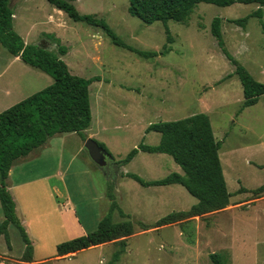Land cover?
I'll list each match as a JSON object with an SVG mask.
<instances>
[{"label":"rangeland","instance_id":"1","mask_svg":"<svg viewBox=\"0 0 264 264\" xmlns=\"http://www.w3.org/2000/svg\"><path fill=\"white\" fill-rule=\"evenodd\" d=\"M74 4L81 14L105 21L134 50L116 44L101 26L74 21L48 0L10 1L14 28L27 44L58 55L74 75L101 79L90 85L93 119L86 131L96 134L95 140L104 143L112 157L105 166L97 165L83 143L86 132L83 136L72 132L57 134L18 159L8 184L36 181L12 187L19 217L33 243V262L23 260L25 242L10 224V243L0 236V264H214V253L225 264H264V200L259 199L264 191L255 192L264 185V95L255 105L242 108L244 89L236 65L211 32L214 18L221 17L227 50L264 83V16H251L245 26L229 21L249 16L259 5L200 2L188 23L170 20L166 25L132 15L130 0H75ZM166 26L173 42L168 41ZM59 41L69 48L67 54L59 53ZM135 50L159 54L145 57ZM53 81L0 43V96L5 97L0 112ZM196 113L209 115L215 137L222 141L219 153L232 193L230 205L203 217L152 228L172 212L191 209L198 199L181 184L145 187L123 174L145 180L183 174L168 154L140 151L127 164L119 161L141 143H160L159 132L147 131L150 124ZM109 189L125 214L116 210L113 220L130 219L135 227L126 251L115 259L121 246L109 242L57 257L58 244L81 236L70 214H62V201L71 200L86 232H92L109 210ZM3 220L0 201V224ZM144 225L151 229L144 230Z\"/></svg>","mask_w":264,"mask_h":264},{"label":"trees","instance_id":"2","mask_svg":"<svg viewBox=\"0 0 264 264\" xmlns=\"http://www.w3.org/2000/svg\"><path fill=\"white\" fill-rule=\"evenodd\" d=\"M11 0H0V43L14 57L49 74L53 83L31 96L21 100L0 113V201L4 220L0 224V236L10 243L9 225L14 224L22 235L26 245L23 256L25 262L33 261V244L25 225L17 214L16 202L7 186L9 172L15 162L28 156L35 149L46 144L53 136L61 133L76 132L84 135L93 119L90 99V85L100 81L99 77L84 78L70 72L68 65L58 55L37 44H27L14 28L15 12ZM75 0H48L54 7L66 12L74 21H82L103 27L113 41L127 47L119 40L109 25L95 15L81 14L74 4ZM200 2L231 6L235 3H257L258 9L247 17L230 19L238 25L245 26L251 16L263 19L264 0H130V13L146 23L162 21L166 25L170 20L188 23L196 5ZM221 17H215L211 32L217 38L225 55L236 65L245 100L242 108L253 106L264 95V83L256 80L248 69L240 64L227 50L222 36ZM264 30V21L262 20ZM168 41L174 38L168 26ZM59 44V53L65 55L69 48ZM131 50V47H127ZM145 57L158 56L157 51L135 50ZM148 132L161 134L158 145L141 143L123 160L124 165L132 161L139 151L164 153L173 157L183 170V174L172 173L163 179L145 180L137 174L128 176L143 186H163L181 184L198 199V202L187 211L172 212L160 219L152 228L181 222L193 217H203L209 213L225 210L230 205L232 193L224 175L220 149L222 141L216 139L211 119L206 113H196L186 118L151 124ZM109 154L106 145L98 142ZM264 191V185L255 190L257 194ZM241 192V191H240ZM110 200L108 212L100 220L96 230L75 237L57 245V256L80 252L109 242L119 243L121 248L115 252V259L123 254L128 246V239L135 234L132 220L115 222L113 215L119 210L125 216L115 200L112 189L107 192ZM151 228L144 225V230ZM214 264H225L220 254L211 255Z\"/></svg>","mask_w":264,"mask_h":264},{"label":"crops","instance_id":"3","mask_svg":"<svg viewBox=\"0 0 264 264\" xmlns=\"http://www.w3.org/2000/svg\"><path fill=\"white\" fill-rule=\"evenodd\" d=\"M17 58H20V57H17ZM5 93H6V95H9V93H10V91L9 90H6L5 91ZM3 99H5V97H4V93H2V95L0 96V100H3ZM11 107V106H10ZM8 109V108H7ZM6 110V109H5ZM3 112V111H2ZM1 113V112H0ZM153 124V123H152ZM151 125V124H150ZM149 125V126H150ZM88 130H91V125H90V127H89V129ZM86 133V138L83 140V143H85L86 142V140L87 139H89V138H94L95 139V137H96V134H94L93 132H90V133H87V131H85ZM47 143V142H46ZM45 145V144H44ZM36 150V149H35ZM34 150V151H35ZM140 152V151H139ZM32 153V152H31ZM30 153V154H31ZM164 154V153H163ZM27 157V156H26ZM16 163V162H15ZM15 165V164H14ZM12 166V168H11V170H10V172H9V176H8V178H7V181L9 180V177H10V175H11V173L13 172L14 173V167L15 166ZM59 171V170H58ZM124 175L125 174H127L126 176H128V174L129 173H126V171H125V173H123ZM134 174V173H133ZM51 175H49V177H50ZM129 177V176H128ZM132 178V177H131ZM36 179V178H35ZM30 181H34V180H32V179H24V180H20V181H18L17 183H15L13 186L12 185H9L8 184V182H7V186H8V188H9V190H10V192L12 193V187H18V188H20V187H22V186H24L26 183H29ZM34 182H36V181H34ZM107 183V182H106ZM171 185H173V184H171ZM165 186V185H164ZM146 187V186H145ZM12 195H13V193H12ZM13 197H14V200H15V202H16V207H17V214H18V205H17V201H16V199H15V196L13 195ZM232 198V197H231ZM259 199L260 200H264V196H261V197H259ZM61 205H62V207H61V212H62V214L63 215H69L70 214V216L73 218V221H71L72 222V225L74 226V228L77 226V228L79 229V232H78V234L79 235H85V234H87L88 232H86V231H88L84 226H83V222L81 221V219L78 217V211L76 210V209H74V207H73V203L71 202V200L69 199V198H66L64 201H62V203H61ZM229 207V206H228ZM227 207V208H228ZM226 208V209H227ZM214 213V212H213ZM210 214V213H209ZM18 216H19V214H18ZM20 218V217H19ZM21 219V218H20ZM21 221H22V219H21ZM100 222V221H99ZM22 223H23V221H22ZM24 224V223H23ZM76 225V226H75ZM26 227V226H25ZM163 228L165 227V226H162ZM162 227H159L158 229H160V228H162ZM27 229V228H26ZM146 231H148V230H146ZM90 232V231H89ZM74 235H76V234H73V236ZM133 236V235H132ZM79 237V236H78ZM72 239V238H71ZM33 244V243H32ZM75 253H78V252H75ZM75 253H72V254H69V255H73V254H75ZM58 257V256H57ZM33 262V261H32Z\"/></svg>","mask_w":264,"mask_h":264},{"label":"water","instance_id":"4","mask_svg":"<svg viewBox=\"0 0 264 264\" xmlns=\"http://www.w3.org/2000/svg\"><path fill=\"white\" fill-rule=\"evenodd\" d=\"M85 147L89 151L92 160L101 167L107 164V158L112 157L111 154L93 138L86 140Z\"/></svg>","mask_w":264,"mask_h":264}]
</instances>
